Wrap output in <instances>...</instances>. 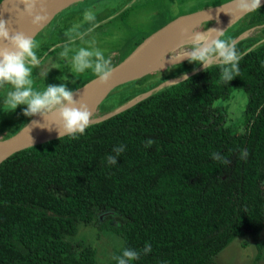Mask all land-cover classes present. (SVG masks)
Listing matches in <instances>:
<instances>
[{
    "label": "trees",
    "instance_id": "1",
    "mask_svg": "<svg viewBox=\"0 0 264 264\" xmlns=\"http://www.w3.org/2000/svg\"><path fill=\"white\" fill-rule=\"evenodd\" d=\"M242 44L237 49L248 54L229 83L218 67L201 69L95 122L78 139L56 138L3 160L0 264H95V246L77 237L81 226L93 224L123 240L109 264H118L117 258L128 264H216V255L245 235L254 239L260 258L264 40L245 49ZM10 88H0V111L11 109L3 103ZM235 89L248 97L241 131L227 124L223 103ZM148 140L154 143L145 147ZM121 144L117 165L108 164ZM244 150L248 156L241 159ZM212 153L231 163L213 160ZM145 244L152 248L148 254ZM125 249L141 252L140 258L129 261Z\"/></svg>",
    "mask_w": 264,
    "mask_h": 264
},
{
    "label": "rangeland",
    "instance_id": "2",
    "mask_svg": "<svg viewBox=\"0 0 264 264\" xmlns=\"http://www.w3.org/2000/svg\"><path fill=\"white\" fill-rule=\"evenodd\" d=\"M86 1L80 3L84 4ZM223 1L225 0H110L108 6L100 7L94 12L98 26L92 31H89L92 24L85 21L84 15L80 11L74 16L67 17L78 7V4H74L57 14L34 37L39 45L36 50L37 56L43 60V63L39 68L33 69L35 76L33 87L43 91L47 85L58 86L65 83L67 88L76 91L82 84L97 78L91 69H87L83 73L73 71L72 59L80 47L101 50L106 59H111V67H113L130 54L144 38L169 20L183 13ZM63 16L65 17L62 20ZM259 17L264 19V5L259 10L243 15L234 21L225 30V38H233L232 40L236 43L242 42L243 48L261 43L264 40V23L257 25L251 23ZM212 22L203 23L196 30L206 26L210 28ZM260 22H264V20ZM189 31L191 32V30ZM73 35H75L74 38L80 37L76 41L72 40L73 42L66 43L68 46L67 55H61L65 51L64 45L66 44H57L71 36L73 38ZM197 67L199 65L184 60L178 65H170L139 79L123 83L100 105L95 116L99 118L126 102L137 100L159 84L179 78ZM247 101V94L242 89H235L229 100L223 101L226 105L227 124L235 130L241 131L244 128V110ZM20 107L26 106H18L15 110L2 109L0 111V139L8 136L26 117ZM77 237L83 238L95 246L97 251L95 264H109L115 250L123 242L121 236L113 230L100 229L95 224L81 226ZM262 239L264 241V231ZM257 252L254 239L250 235H245L235 238L216 255L215 261L216 264H264V248L260 258H256Z\"/></svg>",
    "mask_w": 264,
    "mask_h": 264
},
{
    "label": "clouds",
    "instance_id": "3",
    "mask_svg": "<svg viewBox=\"0 0 264 264\" xmlns=\"http://www.w3.org/2000/svg\"><path fill=\"white\" fill-rule=\"evenodd\" d=\"M19 2L25 6L21 13L30 17L34 25L40 26L47 22L45 0H19ZM261 7V0H227V3L222 4L218 11L229 15L233 23L239 17L253 13ZM207 15L209 22L211 15L208 12ZM84 19L92 24L89 31L98 26L92 10L84 13ZM198 27L199 25L191 29V35L184 44L167 52L171 53V64L174 66L188 60L189 63L199 65L204 71L218 67L221 80L229 83L238 76L239 63L248 53L240 52L234 40L225 38L224 30L207 26L196 30ZM0 42H5V46L0 47V88L11 86V90L7 92L4 100L7 106L13 110L18 106H26L23 108L24 116L39 115L44 121V123H40L34 120L32 127L46 128L49 131L54 127L59 139L65 136L78 139L86 129L94 124L93 112L82 100L74 98L75 91L67 88L65 83L58 86L47 85L43 91L33 87L35 80L33 69L39 68L43 63V60L37 56L36 50L39 45L34 37L15 30L10 26L9 21L0 19ZM71 42L73 41L70 40ZM64 49L65 51L61 55H67L68 46L64 45ZM111 64V59H106L101 50H89L85 47H80L72 59L74 72L83 73L85 70L91 69L100 84H106L110 80L113 72ZM183 79L184 81L189 80L186 73L183 74ZM54 111L58 115L57 122H54L52 126H46L45 121ZM153 143L154 141L148 140L145 142V147H150ZM124 151L125 146L122 144L115 147L113 149L115 155H109L106 158L108 164L117 165V157ZM247 156V150H244L241 153V159H246ZM212 159L225 165L231 163L220 153H212ZM151 251V245L145 244L143 254H148ZM140 255L141 252L129 249H125L123 252V256L127 257L129 261L139 259ZM117 259L118 264H128V261L123 258Z\"/></svg>",
    "mask_w": 264,
    "mask_h": 264
},
{
    "label": "water",
    "instance_id": "4",
    "mask_svg": "<svg viewBox=\"0 0 264 264\" xmlns=\"http://www.w3.org/2000/svg\"><path fill=\"white\" fill-rule=\"evenodd\" d=\"M77 0H72L68 2L65 5L56 7L52 10L50 13V16L48 17L47 22L42 24L40 28H38L35 33L32 35V37H35L48 23L55 18V16L61 12L64 8L69 6L70 4L74 3ZM227 3V0L220 2L218 4H212L194 11H190L187 13H183L181 15H178L177 17L169 20L161 27L157 28L155 31L150 33L146 38H144L132 51L130 54H128L123 60H121L119 63L115 64L112 69V76L110 80L106 84H101L98 90L94 95H92L89 100L86 102L89 109L93 112V119L94 122L103 120L105 118H108L116 113L121 112L122 110H125L126 108L134 105L136 102L140 101L141 99L147 97L150 95L153 91L158 90L168 84H174L176 82H179L183 80V76H180L179 78L173 79L170 83H162L159 84L155 89L149 91L148 94L144 95L143 97L132 100L130 104L123 105V107L116 108L115 110L108 112L104 114L103 116L97 118L95 116L98 108L100 105L110 96V94L121 84L126 83L124 80L126 79V76L131 71L133 66L141 60V58L149 53L151 50H153L158 44L162 43L166 39L172 37L173 35L184 31V30H191L193 27L197 25H201L203 23H207L209 16L207 15V12L211 15V22L225 17H230L229 15L225 14L223 11H218L220 6L222 4ZM262 6L264 5V0H261ZM24 5L19 2V0H1L0 2V19H3L5 21H9V24L12 28L19 31L22 23H24L28 16L26 14L21 13V11L24 9ZM237 20V19H236ZM235 20V21H236ZM228 28V27H227ZM225 28L224 31L227 29ZM5 46V42H0V47ZM192 71H189L187 76H190L199 70H201L200 66L195 68ZM145 73L141 74V76L136 77V79H139L144 75ZM98 79V78H95ZM93 79V80H95ZM131 79L130 81L136 80ZM91 80V81H93ZM172 80V79H171ZM89 81V82H91ZM87 82V83H89ZM86 83V84H87ZM84 85L80 86L77 90L84 87ZM76 90V91H77ZM30 121V120H29ZM29 121L15 134L11 136H6L5 138L0 139V163L11 156L12 154L26 149L28 147H32L34 145H38L41 143H45L47 141L59 138L58 133L55 131L54 127L53 130L49 131L48 129H44L43 131L24 139V140H16V136L27 126Z\"/></svg>",
    "mask_w": 264,
    "mask_h": 264
},
{
    "label": "bare ground",
    "instance_id": "5",
    "mask_svg": "<svg viewBox=\"0 0 264 264\" xmlns=\"http://www.w3.org/2000/svg\"><path fill=\"white\" fill-rule=\"evenodd\" d=\"M70 1L72 0H45L44 6L46 8L48 17L50 16V13L52 12L53 9L65 5ZM231 24H232L231 17H225V18L217 19L214 22H212L210 28H218L224 30L225 28L229 27ZM40 26L34 25L31 21V18L28 17V19L24 23H22L19 31L24 32L26 35L32 36L35 33V31L38 28H40ZM190 35L191 32L189 31V29L184 30L166 39L162 43L158 44L153 50H151L149 53L144 55L141 58V60H139L133 66L131 71L126 76L124 82L125 81L129 82L131 79H136V77L141 76V74L143 73H145L144 75H146L151 72L157 71L161 68H165L167 66L172 65L170 62L171 53L170 52L167 53V52L172 49H176L180 45L184 44L188 40ZM171 81H173V79L168 80L167 83H170ZM100 85L101 84L99 83V80L95 79L85 84L84 87L75 91L74 98L78 100H82L84 103H86L89 100V98L96 93ZM130 103L132 102H126L124 105H128ZM120 107H123V105ZM34 120L39 121L40 123H44L43 119L39 115L31 117L27 126L16 136V140L27 139L44 130L39 127H32V121ZM57 120H58V115L54 111L53 113L49 114L47 120L45 121V124L46 126H52L54 122H57ZM28 127L31 129L30 131Z\"/></svg>",
    "mask_w": 264,
    "mask_h": 264
},
{
    "label": "crops",
    "instance_id": "6",
    "mask_svg": "<svg viewBox=\"0 0 264 264\" xmlns=\"http://www.w3.org/2000/svg\"><path fill=\"white\" fill-rule=\"evenodd\" d=\"M83 1H86V0H82V1H77V2H74V3H72V4H70L69 6H67L66 8H68V7H72L74 4H78V7H76V9L74 10V11H72V13H70V15H68L67 17H71V16H74L75 15V13H78V11H80V13H82V15H84V13L86 12V11H88V10H92L93 12H96V10L97 9H99L100 7H106V6H108V2H110V0H87L84 4H81ZM81 2V3H80ZM66 8H64V9H66ZM79 8H81L80 10H79ZM63 9V10H64ZM62 10V11H63ZM71 10V9H70ZM69 10V11H70ZM61 11V12H62ZM60 13V12H59ZM58 13V14H59ZM112 16V15H111ZM64 17L65 16H63L62 17V20L64 19ZM110 18V17H109ZM61 20V21H62ZM60 22V21H59ZM104 22V21H103ZM102 23V22H101ZM99 25H100V23H98ZM58 27H59V25H58ZM75 27V26H74ZM89 28H92L91 26L89 27ZM88 28V29H89ZM69 30H70V28H69ZM88 31V30H87ZM74 36L75 35H73V38H68L67 40H63V41H61L59 44H57V45H64V44H66V43H69L70 42V40H77L78 39V37H80V36H77V38L75 37L74 38ZM67 45V44H66ZM87 83V82H86Z\"/></svg>",
    "mask_w": 264,
    "mask_h": 264
}]
</instances>
